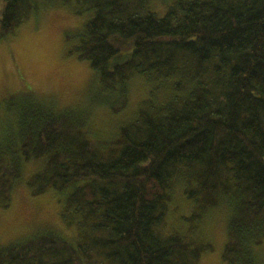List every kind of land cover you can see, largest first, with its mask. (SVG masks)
<instances>
[{"label":"trees","instance_id":"16d2710c","mask_svg":"<svg viewBox=\"0 0 264 264\" xmlns=\"http://www.w3.org/2000/svg\"><path fill=\"white\" fill-rule=\"evenodd\" d=\"M160 1L163 16L151 0H0V41L41 11L89 13L65 37L97 83L85 112L24 91L0 110V207L19 185L53 192L74 234L39 230L0 247V264H198L212 246L192 229L216 210L223 263L260 264L264 0ZM136 80L147 96L102 136L92 114L123 113ZM177 188L191 234L165 232Z\"/></svg>","mask_w":264,"mask_h":264},{"label":"rangeland","instance_id":"374dc122","mask_svg":"<svg viewBox=\"0 0 264 264\" xmlns=\"http://www.w3.org/2000/svg\"><path fill=\"white\" fill-rule=\"evenodd\" d=\"M151 7L160 16L165 14L166 8L162 7L160 0H151ZM89 18V13L78 17L67 9L51 8L31 16L13 35L0 41L1 111L16 96L13 94L23 91L35 94L39 99L43 97L59 110H89L97 88L94 72L86 61L78 60L72 53L73 41H67L65 37L68 32L81 30ZM130 89L128 107L123 113L113 115L101 107L92 114L91 124L102 136L113 135L147 96L140 80L134 81ZM33 168H24L25 178ZM181 192L177 188L172 196L164 228L165 232L176 229L191 234L187 223L190 205ZM60 208L61 204L53 192L33 196L26 186L19 185L8 207H0V247L24 240L39 230H53L72 241L74 234L63 224ZM226 222L225 211L216 210L192 229L197 239H203L212 246L198 264H224L222 252L226 242ZM257 253L260 264H264V244Z\"/></svg>","mask_w":264,"mask_h":264}]
</instances>
